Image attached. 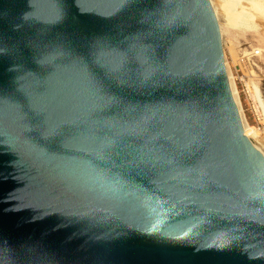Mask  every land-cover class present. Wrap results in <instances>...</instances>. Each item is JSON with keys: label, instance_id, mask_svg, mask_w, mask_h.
<instances>
[{"label": "water", "instance_id": "1", "mask_svg": "<svg viewBox=\"0 0 264 264\" xmlns=\"http://www.w3.org/2000/svg\"><path fill=\"white\" fill-rule=\"evenodd\" d=\"M212 9L0 0V264H264Z\"/></svg>", "mask_w": 264, "mask_h": 264}, {"label": "rangeland", "instance_id": "2", "mask_svg": "<svg viewBox=\"0 0 264 264\" xmlns=\"http://www.w3.org/2000/svg\"><path fill=\"white\" fill-rule=\"evenodd\" d=\"M223 1L229 2V11H240L230 20L227 10L216 9L225 59L244 121L257 128L264 143V103L260 100L262 97L264 101V19L250 7L258 0Z\"/></svg>", "mask_w": 264, "mask_h": 264}, {"label": "bare ground", "instance_id": "3", "mask_svg": "<svg viewBox=\"0 0 264 264\" xmlns=\"http://www.w3.org/2000/svg\"><path fill=\"white\" fill-rule=\"evenodd\" d=\"M209 1H210L211 5H212V8H213L212 10H214L215 16L217 18V23H218V26H219V30H220V33H221L222 30H221V26L219 24L220 20L218 19L217 10L216 9L219 8L220 11L224 10V12L227 10L228 18L230 20H235L237 18L236 15L240 14V11L238 13L237 12L235 13V11H229V7L230 6H229V2L228 1L216 0L217 1L216 3H214L212 0H209ZM250 7H252L253 9L258 10L260 12V14L262 15L263 19H264V0L254 1V2H252ZM225 64H226L228 77H229V79L231 81V84H232L234 95H236L233 79H232V76L230 74V71H229V68H228L226 60H225ZM260 100L264 103L262 97L260 98ZM263 107H264V104H263ZM243 131L245 133L244 135H246L252 141V143L256 147V149L264 156V143H263V141L260 140V136L257 133L258 132L257 128L254 127V126H251L250 124H248V123H246L244 121V123H243Z\"/></svg>", "mask_w": 264, "mask_h": 264}]
</instances>
